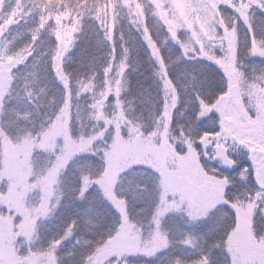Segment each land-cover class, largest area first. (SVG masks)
I'll return each mask as SVG.
<instances>
[{"label": "snow or ice", "instance_id": "snow-or-ice-1", "mask_svg": "<svg viewBox=\"0 0 264 264\" xmlns=\"http://www.w3.org/2000/svg\"><path fill=\"white\" fill-rule=\"evenodd\" d=\"M257 11L264 0H0V264H264V67L243 63L264 60ZM121 20L159 93L139 116ZM181 88L191 114L174 124ZM240 157L242 190L226 174ZM78 200L88 211L42 238Z\"/></svg>", "mask_w": 264, "mask_h": 264}, {"label": "trees", "instance_id": "trees-1", "mask_svg": "<svg viewBox=\"0 0 264 264\" xmlns=\"http://www.w3.org/2000/svg\"><path fill=\"white\" fill-rule=\"evenodd\" d=\"M263 14L264 13H261L259 11L257 12V18H256L257 20L255 21L256 25H254L257 32L260 31L259 30L260 28H263L261 25V22H260L261 20H264ZM245 29L246 28H242L241 37L242 36L246 37L247 33H244V31H246ZM84 31L88 33L89 37L91 36V30L87 26L85 27ZM122 32L124 33V31H122ZM81 35H83V33ZM125 38H128V37L125 35ZM130 38H132V37H129V39ZM161 38H163L162 34H161ZM134 41H137V43L135 44V43L128 42V44L126 45L132 49V52H131V55L129 58L130 67L128 69V79L130 82L129 83L128 98L133 101L132 107L135 109V112H133V114L139 116V115H141L142 107L144 109H148V107H149L148 105H143V106L141 105V102L139 101V96L141 95V93L144 89L147 90V88L145 86H150L151 81L149 79L152 77V70H151L152 66L149 62L148 56L145 54L144 49L141 47V42L138 40V34L137 33H136V38H134ZM86 43H87V38H85L84 40H78L77 48L73 49L71 55L73 57H75L76 54L79 52V49L82 46H84ZM169 48L175 50L174 53L176 54V56L179 55L180 50L178 49V47H176L175 45H172V44L170 45V43H169L168 45H165L164 48L162 49L165 56H168L167 52H169ZM255 60L256 59H253L251 57L245 58L243 60V63L246 65L245 71L250 72L252 70L253 66H256V70H257V72H259L260 68L264 67V65H262V64L258 66V63ZM69 67L75 68V67H77V65H69ZM23 70H24V66H22V67L20 66V71L23 72ZM217 74H219L218 70H217ZM139 91H140V93H139ZM143 92H145V91H143ZM190 95L191 94L189 93V97H190ZM155 97H156L155 95L149 96L148 99H152L153 102L155 103L156 102ZM181 97H183V95H181L180 98ZM180 101H181V99H180ZM139 102H140V104H139ZM181 112L182 111H179V110L176 111V115L174 117V124L177 122L175 120V118L180 120L179 121L180 124H185L186 123L185 117H187L191 114L190 108L188 111H185V110L183 111L184 112L183 116L180 115ZM143 115L147 119L148 111L145 110L143 112ZM238 163H239L238 168L235 169L234 173H238L243 168V166H245L244 168H250V165H251V162L249 160H247L246 157H240ZM237 189L242 190V186L237 187ZM69 218H70V215L68 216L67 219H64V218L62 219V216H60L58 218L57 222L55 221V224H53V226L55 228L52 226L51 227L48 226V228H46L48 233H46L44 236L42 235V238L50 239L53 236L57 235L61 231V229L63 228L64 224L70 221L71 218L70 219ZM63 221H66V222L63 224ZM55 229H60V230L55 231ZM56 232H58V233H56ZM73 243H75V241L70 243L71 247L73 246ZM64 245H68V244L64 242ZM64 245L62 248L63 252H67L68 249L65 248ZM147 264H158V262L156 261V263H153L152 261H147Z\"/></svg>", "mask_w": 264, "mask_h": 264}, {"label": "rangeland", "instance_id": "rangeland-1", "mask_svg": "<svg viewBox=\"0 0 264 264\" xmlns=\"http://www.w3.org/2000/svg\"><path fill=\"white\" fill-rule=\"evenodd\" d=\"M257 12H258V11H257ZM231 14H232V13H231V10H230V9H229V10H226V15H231ZM263 15H264V14H263ZM256 18H257V13H256ZM256 18H255V21L257 20ZM260 22H261V25H262L263 28H260V29H259L260 31L257 32L258 35H259L261 32H264V20H261ZM149 23L151 24L152 21L150 20ZM254 25H256V23H255ZM245 30H246V31H244V33H247V29H245ZM119 31H124V35H126V36L128 37V38H126V40H128V42H130V43H135V44L137 43V41H134V38H136V33H135L134 30H132L131 32L129 31V25L127 24L126 20H121V23H120V25L118 26V32H119ZM162 35H163V34H162ZM129 37H132V38L129 39ZM241 38L243 39V38H245V37L242 36ZM21 39H26V38L22 37ZM77 43H78V41H77ZM170 45H171V44H170ZM173 47H174V46H173ZM169 49H170V48H169ZM174 51H175V50L171 49V51L167 52L168 56H166V57H169L171 60H174V59L176 58V54L174 53ZM70 55H71V54H70ZM251 58L256 59L255 61H257L258 66L261 65V64L264 65V60H262L261 58H258V57H251ZM21 67H22V66H21ZM181 67H182L181 65H174L173 76H175L176 71L180 70ZM260 67H261V66H260ZM149 80L151 81L150 86H145V87L147 88V90L144 89L143 91H145V92L142 91L143 96H141V95L139 94V95H140V96H139V101H140V102H141L142 99H148L149 96H153V95H155V96L157 97L158 94H159V93H158V88H157L156 85L153 83V79H152V77H151ZM180 83H181V84L185 83L183 77L180 78ZM142 85H143V84H142ZM140 91H141V90H140ZM140 91H139V93H140ZM179 91H180V94L183 95V97L180 98L181 101H180V103L178 104V107H177L176 111H177V110H179V111H184V110H185V103H186V101H187L190 97H189V96L186 97V96L183 94V89H182V88L179 89ZM156 97H155V98H156ZM140 102H139V104H140ZM12 103L14 104L15 102L13 101ZM139 104H138V105H139ZM134 112H135V111H134ZM213 115H215V114H213ZM175 120L177 121L178 119L175 118ZM178 121H180V120H178ZM75 134H78V133H74V135H75ZM36 155L39 156V157H41V158H43V157L45 156V154L42 153V152H37ZM83 159H92V160H95L94 157H84ZM238 164H239V163H238ZM238 164L236 165L235 169L238 168ZM244 167H245V166H243V168H244ZM246 167H247V166H246ZM235 169H234V170H226V174H229L230 176L235 177V181H236V183H235V187L237 188V187H239V186L241 187V186L243 185V182L240 181L239 176H238V173H234ZM89 207H90V202H89V201H79V200H78V201H76L75 203L71 204V205H70L69 207H67V208H65V207H60V208H58L57 211H56V213H55V215H54V217H53L51 220H48V221H45V222H44V227L41 229V235L44 236L46 233H48L47 230H46V228H48V226H50V227H51V226L54 227L53 224H55V221L57 222V220H58V218H59L60 216H62V219H63V218H64V219H67L69 215H70V218H73V217H76V216H82L85 212L88 211ZM91 207L93 208L94 212H93V213H90V215H92V216H93V219H94L95 221H97V223L100 224V227H99V229H97V230H98V231H102V230L104 229L105 225H104V223L102 222L101 217H100V216H95L94 213H95V212H99V213L102 214L103 217H107V216H108V211H107L106 207H105L104 205L100 204L99 202L92 203V204H91ZM135 207H136V210L139 211L140 208H142V207H146V205H145V204H138V205H136ZM70 218H69V219H70ZM61 222H62V221H61ZM65 222H66V221H63V224H64ZM62 226H63V225H62ZM44 228H45V229H44ZM54 228H55V227H54ZM59 230H60V229H55V231H59ZM198 230H199V226H193L192 228H189V229H188V231H198ZM56 233H58V232H56ZM73 241H75V238H71V239L65 241V243H67L68 245H64V247L67 248L68 251L71 250L72 247L70 246V243H72ZM73 244H74V243H73ZM65 248H64V249H65ZM62 251H63V249H62ZM161 255H163V254H161ZM149 261H152L153 263H156L157 260H149ZM161 262H162V261H161ZM65 264H70V260L65 261ZM161 264H164V262H162Z\"/></svg>", "mask_w": 264, "mask_h": 264}, {"label": "water", "instance_id": "water-1", "mask_svg": "<svg viewBox=\"0 0 264 264\" xmlns=\"http://www.w3.org/2000/svg\"><path fill=\"white\" fill-rule=\"evenodd\" d=\"M228 170H233V169H228Z\"/></svg>", "mask_w": 264, "mask_h": 264}, {"label": "clouds", "instance_id": "clouds-1", "mask_svg": "<svg viewBox=\"0 0 264 264\" xmlns=\"http://www.w3.org/2000/svg\"><path fill=\"white\" fill-rule=\"evenodd\" d=\"M132 115H134L133 113H132ZM54 214V213H53Z\"/></svg>", "mask_w": 264, "mask_h": 264}]
</instances>
